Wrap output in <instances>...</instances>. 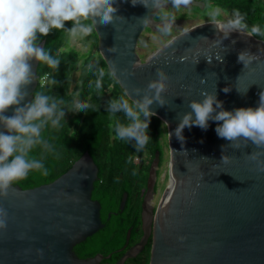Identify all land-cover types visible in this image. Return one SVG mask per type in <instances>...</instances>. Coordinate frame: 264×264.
I'll list each match as a JSON object with an SVG mask.
<instances>
[{"label":"water","instance_id":"obj_1","mask_svg":"<svg viewBox=\"0 0 264 264\" xmlns=\"http://www.w3.org/2000/svg\"><path fill=\"white\" fill-rule=\"evenodd\" d=\"M204 5L202 0H193L187 8L202 9ZM116 6L115 15L124 20L93 26L98 50L109 70L115 63L119 70L130 71L113 75L126 93L156 79L157 68L168 72L164 92L168 104L159 106L154 101L150 108L168 122L169 159L166 184L154 206L159 161V150L155 151L141 202L142 235L114 264L135 256L150 236L149 264H264V172L246 155L256 145L250 142L234 148L217 135L216 121H209L206 130L186 126L183 142L174 133L179 117L191 111L188 102L202 99L205 90L216 91L229 110L258 105L264 91V40L238 31L224 38V19H217L216 25L207 19L172 36L167 40L171 43L166 42L145 61L137 51V42L145 28L156 31L159 18H155V10L132 5L130 0H116ZM145 15L152 17L151 23L141 22ZM184 25L185 20L177 18L174 28ZM44 43L43 38L39 46ZM114 45L118 51L108 52ZM244 49L255 54L261 49L260 60L245 67L238 61V53ZM29 63L34 79L25 86L27 94L20 106L31 102L38 85L39 61L32 58ZM225 86L231 88L227 93L222 90ZM15 107L9 106L5 114L11 116ZM222 154L230 159L223 161ZM97 176L96 163L84 151L49 182L27 188L13 183L7 194L0 196V206L8 211L7 226L0 229V264H108L100 262L105 257L102 253L79 257L73 249L104 226L101 203L92 198ZM126 197L124 192L120 209Z\"/></svg>","mask_w":264,"mask_h":264},{"label":"clouds","instance_id":"obj_2","mask_svg":"<svg viewBox=\"0 0 264 264\" xmlns=\"http://www.w3.org/2000/svg\"><path fill=\"white\" fill-rule=\"evenodd\" d=\"M130 2L132 5L142 4L149 10H155L154 16H159V23L156 25L159 37L169 36L176 27L174 10L193 4V0ZM117 11L116 0H0V196L6 195L14 181L26 178L32 170L45 165L51 169L46 159L33 155V150L37 147H42L44 151L57 147L53 139L44 135L49 122L66 119L65 113L69 110L80 112L90 106L79 97L69 104L63 96L50 95L46 91L35 92L31 102L20 106L27 94L25 86L34 79L29 61L35 58L39 62H46L52 69L60 65L59 58L50 49L39 46V37L56 29L63 30L75 39L91 31L97 23L108 24L124 20L123 16L115 15ZM219 13V8H213L209 12L210 22L216 25ZM86 17L91 18L92 23H86ZM68 20L72 23L66 27ZM141 22L149 24L152 17L145 15ZM222 26L224 38L233 31L264 38V27L260 24L249 25L246 13L238 8L233 9L229 18L222 21ZM107 51L117 52L118 48L114 45ZM260 55L261 49L259 54L244 49L238 53V61L247 67L253 61H259ZM183 59L185 57H181ZM118 71L121 75L130 74L129 70H119L115 63L111 65L109 74L115 75ZM98 72L100 77L105 74L103 68H98ZM156 73L157 78L150 80L146 86L136 87L132 93L110 98L105 103L106 112L113 116L123 114L125 118L122 120L117 116L114 124L116 137L131 142L137 152L143 150L152 139L149 125L155 112L150 105L154 101L159 106L168 104L164 92L168 87L169 74L164 68H157ZM50 83H55V80L52 79ZM96 84L99 87V79ZM222 90L227 93L231 88L225 86ZM201 96L202 99L190 100L188 103L191 111L179 117L174 129L177 139L181 142L185 140L183 129L186 126L191 128L196 125L206 130L210 126L209 121L219 122L215 132L228 140L234 148H241L250 142L256 145L250 154H246L247 159L255 162L256 168L264 172V91L260 92L256 107H236L231 110L224 107V102L218 99L216 91L205 90ZM12 105L16 107L13 114L8 116L5 112ZM164 124L168 125V122L165 121ZM229 159V155L222 154L223 161ZM224 187L226 188L225 185ZM7 221L8 211L0 206V229L7 226Z\"/></svg>","mask_w":264,"mask_h":264},{"label":"trees","instance_id":"obj_3","mask_svg":"<svg viewBox=\"0 0 264 264\" xmlns=\"http://www.w3.org/2000/svg\"><path fill=\"white\" fill-rule=\"evenodd\" d=\"M205 5L201 9L193 6V15L201 19H210L208 11L219 8L230 16L233 9L246 13L249 25L260 24L264 27V0H202ZM193 16V17H194ZM158 17V16H155ZM222 18L220 15L217 19ZM86 23H92L85 18ZM72 23L66 21V27ZM150 30L145 28V31ZM82 45L87 47L81 51L71 44V37L63 30H52L44 38V47L59 58L60 65L50 68L46 62H39L38 77L47 74L45 82L33 91H46L50 95L63 96L65 102L71 103L79 97L90 106L80 112L69 110L66 119L59 122H49L44 130L45 137L56 142L57 147L44 151L42 147L33 150V155L46 159L51 165L32 170L26 178L14 181L23 188L49 182L66 171L84 151H88L98 167V176L94 181L92 198L102 204L101 220L104 226L85 240L74 246L75 252L81 257L96 252L107 253L125 239L129 229L134 239L141 235V202L146 190L148 170L155 151L161 152V136H167L164 122L156 115L151 118L149 135L151 140L139 152L133 144L116 137L114 124L117 116L125 119L123 114L113 116L105 110V103L110 98H118L126 93L120 82L110 73L106 61L98 50V36L92 27L91 31L78 36ZM264 40L259 36H254ZM98 68H103L105 74L99 76ZM54 79L55 83H50ZM100 80L99 87L96 84ZM131 102V98L129 97ZM150 153V158L143 165L141 157ZM131 158V159H129ZM145 164V163H144ZM135 169V175H133ZM124 192L127 197L123 209L119 204ZM150 239L146 245L142 259L132 258L127 264H149Z\"/></svg>","mask_w":264,"mask_h":264},{"label":"rangeland","instance_id":"obj_4","mask_svg":"<svg viewBox=\"0 0 264 264\" xmlns=\"http://www.w3.org/2000/svg\"><path fill=\"white\" fill-rule=\"evenodd\" d=\"M212 9H210L208 11V16H209V12ZM186 10H189V9L179 8V9L174 10V12H176V11L183 12ZM195 12L196 11L194 9L193 13H195ZM193 13H192V15H193ZM192 15L190 16L191 20H189V22L186 24L187 26L193 25V24L199 22L200 20H202L201 18L192 17ZM219 15L224 20L229 18V15H227L223 12H220ZM171 35H172V33L167 37H159V34L155 31L152 32L151 30L150 31L143 30L142 33L139 35L138 42H137V51H138L140 57L142 56L145 61H149L159 51V49L166 43V41L170 39ZM71 44L73 46H75L76 48L80 49L81 51H84L87 49V47H85L84 45L81 44L79 37H77L75 39L71 38ZM164 125H165L164 127L166 130L167 126H166V124H164ZM166 137L164 135H163V138L161 137V139H163V155L161 157L160 166L157 169V173H156V177H155L157 194L153 198V203H156V202L158 203V200H159L160 195H161V193L165 187L166 180L168 177L167 168H168L169 150H168V145H167L168 141L166 140ZM164 153H165V155H164Z\"/></svg>","mask_w":264,"mask_h":264},{"label":"flooded vegetation","instance_id":"obj_5","mask_svg":"<svg viewBox=\"0 0 264 264\" xmlns=\"http://www.w3.org/2000/svg\"><path fill=\"white\" fill-rule=\"evenodd\" d=\"M185 9H189V10H186V11H183V12H178V11H176L175 12V15H176V17L177 18H181V19H184L185 20V25H184V27L183 28H181V29H176V28H173V31H172V35L170 36V38L172 37V36H174V35H177L178 33H180L181 31H183V30H185V29H187V28H189L190 26H192V25H186L188 22H189V20H191V15H192V13H193V6L191 7V8H185ZM194 15H192V17H193ZM195 17V16H194ZM155 18H159V16L158 17H155ZM202 20H207V19H202ZM202 20H200V21H202ZM198 23V22H197ZM196 24V23H195ZM194 25V24H193ZM145 30V29H144ZM148 31H150V30H148ZM153 32V31H152ZM155 32H157V31H155ZM141 58H142V60H143V57L141 56ZM162 138H163V135L161 136ZM162 141V144H161V152L159 151V161H158V164H157V166H156V173H157V169H158V167L160 166V162H161V157H162V155H163V139H161ZM166 140H167V137H166ZM168 141V140H167ZM168 145V144H167ZM157 150H159V149H157ZM164 155H165V153H164ZM150 158V153H147V152H145L144 153V155L141 157V159H142V162H143V165H146V162L148 161V159ZM152 160H153V158H152ZM152 160H151V162H152ZM151 162H150V164H151ZM145 163V164H144ZM150 167V166H149ZM148 172H149V170H148ZM157 194V190H156V184L154 185V196H153V198L155 197V195ZM154 204V206H156V204H157V202L156 203H153ZM102 205V204H101ZM140 229H141V235H142V227H141V225H140ZM141 235L138 237V239H134L133 238V235H132V233H131V229H129L128 231H127V233L125 234V239H124V241L123 242H120L116 247H114L113 249H111L110 251H108L107 253H102V255H104L105 257H103L101 260H100V262L101 263H108V264H114V263H116L119 259H120V257L124 254V252L127 250V249H129L131 246H133L137 241H139V239H140V237H141ZM149 239H150V246H149V251H150V248H151V243H152V236H150L149 238H148V241H149ZM148 241H147V243H148ZM147 243L144 245V247L139 251V252H137V254L135 255V256H133V257H128V258H126L123 262H122V264H127L128 262H130L129 260H132V258H134V260L135 261H137V259L139 258V259H142L143 258V255H144V252H145V248H146V245H147ZM74 249V248H73ZM75 251V250H74ZM76 253V252H75ZM96 253H100V252H96ZM77 254V253H76ZM78 255V254H77ZM92 255H94V254H92ZM92 255H88V256H92ZM79 256V255H78ZM80 257V256H79ZM81 257H84V256H81Z\"/></svg>","mask_w":264,"mask_h":264},{"label":"built area","instance_id":"obj_6","mask_svg":"<svg viewBox=\"0 0 264 264\" xmlns=\"http://www.w3.org/2000/svg\"><path fill=\"white\" fill-rule=\"evenodd\" d=\"M47 74H43L40 77H38V82H41L43 84L45 82Z\"/></svg>","mask_w":264,"mask_h":264}]
</instances>
